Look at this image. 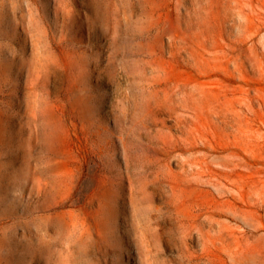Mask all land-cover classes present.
<instances>
[{"label": "rangeland", "instance_id": "obj_1", "mask_svg": "<svg viewBox=\"0 0 264 264\" xmlns=\"http://www.w3.org/2000/svg\"><path fill=\"white\" fill-rule=\"evenodd\" d=\"M0 264H264V0H0Z\"/></svg>", "mask_w": 264, "mask_h": 264}]
</instances>
